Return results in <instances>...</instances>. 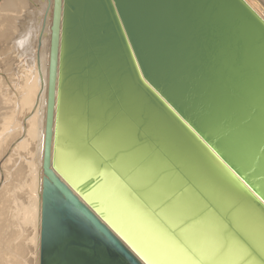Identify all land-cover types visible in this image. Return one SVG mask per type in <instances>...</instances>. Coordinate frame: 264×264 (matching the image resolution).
<instances>
[{
	"label": "water",
	"instance_id": "obj_1",
	"mask_svg": "<svg viewBox=\"0 0 264 264\" xmlns=\"http://www.w3.org/2000/svg\"><path fill=\"white\" fill-rule=\"evenodd\" d=\"M46 2L39 264H264V0Z\"/></svg>",
	"mask_w": 264,
	"mask_h": 264
},
{
	"label": "bare ground",
	"instance_id": "obj_2",
	"mask_svg": "<svg viewBox=\"0 0 264 264\" xmlns=\"http://www.w3.org/2000/svg\"><path fill=\"white\" fill-rule=\"evenodd\" d=\"M46 6V0H4L0 6V264H39L48 15L44 28L41 24ZM20 215L24 223L17 227Z\"/></svg>",
	"mask_w": 264,
	"mask_h": 264
},
{
	"label": "rangeland",
	"instance_id": "obj_3",
	"mask_svg": "<svg viewBox=\"0 0 264 264\" xmlns=\"http://www.w3.org/2000/svg\"><path fill=\"white\" fill-rule=\"evenodd\" d=\"M4 0H0V6H1V4H2V2H3ZM23 1V0H22ZM32 3H33V1H31ZM32 3H31V5H32ZM35 4V3H34ZM33 4V9L31 10L30 9V11H35L37 8L35 7V5ZM46 4H47V2H46ZM37 6V5H36ZM46 8V7H45ZM46 10V9H45ZM43 16H45V11H44V13H43ZM42 24H43V22H42ZM42 24H41V26H42ZM39 36H40V33H39ZM38 49H36L35 50V52H36V54H38ZM19 65L17 64L16 65V67H18ZM15 85L17 84V82H15L14 83ZM14 89L15 88H13L12 86H10L9 87V90H11V92H13L14 91ZM15 179V178H14ZM3 181H4V178H3V176H0V187L3 185ZM31 196H30V194H29V198H30ZM17 203H19V204H21L22 203V201L21 200H17ZM21 216V215H20ZM18 217H19V215H18ZM22 217L23 216H21V219L19 220V222H18V224H17V227H19L20 226V223H21V225L24 223V222H22Z\"/></svg>",
	"mask_w": 264,
	"mask_h": 264
}]
</instances>
